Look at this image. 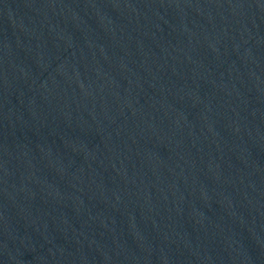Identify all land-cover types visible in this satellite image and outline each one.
<instances>
[{"label":"water","instance_id":"95a60500","mask_svg":"<svg viewBox=\"0 0 264 264\" xmlns=\"http://www.w3.org/2000/svg\"><path fill=\"white\" fill-rule=\"evenodd\" d=\"M0 264H264V0H0Z\"/></svg>","mask_w":264,"mask_h":264}]
</instances>
